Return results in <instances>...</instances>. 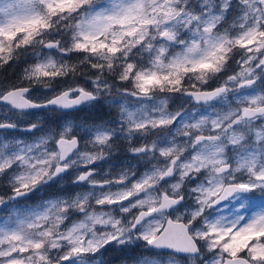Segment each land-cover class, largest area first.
I'll use <instances>...</instances> for the list:
<instances>
[{"label": "snow or ice", "instance_id": "1", "mask_svg": "<svg viewBox=\"0 0 264 264\" xmlns=\"http://www.w3.org/2000/svg\"><path fill=\"white\" fill-rule=\"evenodd\" d=\"M22 56L0 87V207L70 172L74 187L0 218V264L141 247L136 264H264V0H0V67ZM177 94L197 111L170 110ZM106 104L112 121L21 128L32 109ZM120 138L143 171L97 178Z\"/></svg>", "mask_w": 264, "mask_h": 264}, {"label": "rangeland", "instance_id": "2", "mask_svg": "<svg viewBox=\"0 0 264 264\" xmlns=\"http://www.w3.org/2000/svg\"><path fill=\"white\" fill-rule=\"evenodd\" d=\"M228 71H229V74L233 72L231 67H229ZM237 71H239L238 67H237ZM119 86L120 85L118 84L117 87ZM54 88L56 92H59V90L56 89L55 85H54ZM52 95H54V92L46 90V89H42L39 87L36 88L33 92V98L38 101H43L45 98L50 97ZM113 95L116 96V93L114 92ZM170 101H169V105L172 104V102ZM178 101H179L178 103L179 107L181 106L182 102L184 103L187 102L183 97H180V96L178 98ZM96 107H97V110L99 109L101 111H107L109 113V116H104V117L102 116L101 119H94L88 116L87 119L89 121L97 122L99 120V123H101L105 121H112L113 119L117 117L118 108L115 105L106 104L103 109H101L99 106H96ZM96 107H92L91 105H89L84 110L90 111L92 109L94 110V108ZM217 107H220V106L217 105ZM197 109L198 108H194V110L192 111L195 112L197 111ZM199 110L203 111V109H199ZM65 115H67L69 118H75L77 123L85 119V117L81 119L79 115H76V114L72 115V113H64L61 110H46L44 112H32V113H28L27 115L21 116L19 119L21 121V128L26 127L29 123L38 122L43 129L48 130V129H56L58 125L62 124L64 122L63 117ZM41 134L42 133L40 132L35 133L36 136H39ZM11 135H14L20 139L28 140L29 142L33 139L32 134L22 132V131L13 132L11 133ZM122 145L127 146V141L123 140L122 138L117 139L114 144L113 150L111 154L109 155V159L115 158L114 160L110 161L107 158L105 160L98 161L96 163L95 165L96 169L101 170L97 178L103 176L105 173H110L112 176H116L121 171L122 168H126L129 165L134 166V168H139L140 163H138L133 158L132 154L127 150V148L123 152L120 151L124 147ZM117 154H120L121 157L116 158ZM141 164L143 165V161L141 162ZM73 177H74V173H71L69 176L65 177L63 181H59L55 184H49L41 188L39 191L30 194L28 198L19 200L18 202L10 203V205L0 214V218H7L9 215L14 214V210L16 209L22 210L25 208H34L45 200L52 199L55 196L63 195L66 191H72L74 186L72 185L71 180ZM76 190H81V189L76 188ZM5 193L10 194V190L7 185V180L3 177H0V195H3ZM259 202H260V197H259V193H257L256 203H259ZM219 214H228L227 209H224V211ZM135 251L142 252V247L136 248ZM113 252L114 253L125 252L128 256H131V257L134 256L132 248L125 249L124 251H117L116 249H113ZM104 255H105V252L103 253V256H102L103 261H104ZM128 264H132V263H128ZM133 264H136V262Z\"/></svg>", "mask_w": 264, "mask_h": 264}, {"label": "trees", "instance_id": "3", "mask_svg": "<svg viewBox=\"0 0 264 264\" xmlns=\"http://www.w3.org/2000/svg\"><path fill=\"white\" fill-rule=\"evenodd\" d=\"M32 60V57H24L22 56L19 60L17 61H12L7 65H4L0 67V87L9 85L11 83H14L19 76L21 75L24 67L26 66L27 63H30ZM73 62L76 61V56L73 55L72 57ZM231 69L233 71H237V65L235 63L230 65ZM81 71L90 74L89 70L87 68H82ZM76 82L80 84L85 83V78L83 76H77L76 77ZM118 85L119 83L116 82ZM65 85L62 83L55 84L56 89L59 91L61 90L62 87ZM212 86H215L214 84ZM133 257L128 256L125 252H113L112 248H109L104 255V264H128V263H135L136 258L141 256L143 252H137L135 249L133 250Z\"/></svg>", "mask_w": 264, "mask_h": 264}, {"label": "flooded vegetation", "instance_id": "4", "mask_svg": "<svg viewBox=\"0 0 264 264\" xmlns=\"http://www.w3.org/2000/svg\"><path fill=\"white\" fill-rule=\"evenodd\" d=\"M178 98H179V95H172V98H171V101H170V102H172V104L169 105V109L170 110L175 111L177 108H179V106H178V103H179ZM182 104H183V106H184L185 109H188V110H191V111L194 110V108H198V106L194 105L193 102H190V103H188V102H185V103L182 102L181 105ZM75 114L76 115H79L81 119L84 118V117L87 118L88 116H90L91 118H94V119H101L102 116L103 117L104 116H109V113L107 111H101L99 109L97 110V107L94 108V110L92 109L90 111L89 110L87 111V110H84L83 109L81 111H78L76 113H73L72 115H75ZM97 122L99 123V120ZM122 146H124V147L120 150L121 152H123L127 148L126 145H122ZM119 157H121V155L120 154H117L116 158H119ZM107 158L110 161H112V160L115 159V158L109 159V156ZM141 162H139L140 163V166H139V170L140 171L143 170V165L141 164ZM100 171L101 170H99V169L97 170L98 174H99ZM70 174H71V172L69 174H67L65 177L69 176ZM67 181H69V180H67Z\"/></svg>", "mask_w": 264, "mask_h": 264}, {"label": "water", "instance_id": "5", "mask_svg": "<svg viewBox=\"0 0 264 264\" xmlns=\"http://www.w3.org/2000/svg\"><path fill=\"white\" fill-rule=\"evenodd\" d=\"M83 106H84V105L80 106V108L83 107ZM80 108H79V109H80ZM36 110H46V109H32V110H29V111H36ZM70 111H75V110H69L68 112H70ZM21 199H23V198H21ZM3 208H5V207H0V211H1Z\"/></svg>", "mask_w": 264, "mask_h": 264}]
</instances>
